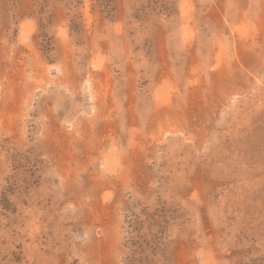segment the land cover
<instances>
[{"label": "rangeland", "instance_id": "1", "mask_svg": "<svg viewBox=\"0 0 264 264\" xmlns=\"http://www.w3.org/2000/svg\"><path fill=\"white\" fill-rule=\"evenodd\" d=\"M0 264H264V0H0Z\"/></svg>", "mask_w": 264, "mask_h": 264}]
</instances>
